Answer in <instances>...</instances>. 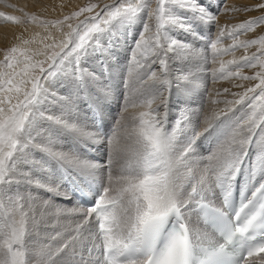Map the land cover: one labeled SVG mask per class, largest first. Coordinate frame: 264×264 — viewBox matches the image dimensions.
<instances>
[{
  "label": "snow or ice",
  "instance_id": "1",
  "mask_svg": "<svg viewBox=\"0 0 264 264\" xmlns=\"http://www.w3.org/2000/svg\"><path fill=\"white\" fill-rule=\"evenodd\" d=\"M155 3L88 0L55 20L23 13L46 35L38 48L20 37L0 60V264H264V35L238 39L264 17L213 39L218 3ZM228 10L264 13V0ZM226 36L233 43L219 48ZM128 37L133 55L116 77ZM239 48L211 76L258 83H234L244 90L212 100L225 108L201 121L193 68L208 73L209 59ZM73 196L86 211L56 207Z\"/></svg>",
  "mask_w": 264,
  "mask_h": 264
},
{
  "label": "bare ground",
  "instance_id": "2",
  "mask_svg": "<svg viewBox=\"0 0 264 264\" xmlns=\"http://www.w3.org/2000/svg\"><path fill=\"white\" fill-rule=\"evenodd\" d=\"M88 0H0V12H4L7 15H15L21 18L24 23L14 24L10 21H5L2 17H0V60H2L4 52L2 49L10 48L19 43V38L23 37L24 39H34L35 43L32 45L38 44V40L46 35L45 30H40L41 27L36 26L34 23H27V18L23 15V13H28L29 15L35 14L41 19L49 20V18L62 19L64 15L70 14V12L74 10H78L79 7L84 6ZM220 1V0H219ZM222 6H220L219 13L216 17V27H214V33L212 38L215 39L219 27L221 26H232L240 24L243 21L251 20L257 17H264V13L260 11H229L228 9L235 8H243L245 6L251 7L255 3L260 2V0H223ZM86 2V3H85ZM93 3L99 2L101 4L108 3L110 0H92ZM213 3H218V0H213ZM8 5H12L14 7H8ZM152 8L156 6L155 0H151ZM23 10L20 11V10ZM35 32H31V30H36ZM52 33H54L57 37H59V33L56 32L55 29H50ZM39 34V35H37ZM138 35V33H137ZM260 35H264V24H257L253 27L251 32H243L239 35L238 39L241 41L251 40L253 38H257ZM181 38L184 37L181 35ZM128 43H122L119 47L118 51V65L113 69V73L116 77H119L121 70H126L130 61L131 56L133 55L131 51V37L127 38ZM233 43L231 38L227 36L221 40L218 45L219 48H226L230 44ZM31 46V45H30ZM32 47V46H31ZM37 47V46H34ZM256 45L250 47L247 50V54H251L256 52ZM33 48V47H32ZM7 50V49H6ZM128 53V54H127ZM245 50L243 48H239L234 50L233 52L227 54H219L217 56L216 63H212L211 59H209L208 69L209 72L205 73L202 68L198 69L203 74L207 85V92L205 98L203 100L204 103V111L203 115H211L213 110L215 109H223L225 108L224 103L213 104L212 100L224 101V100H232L234 97L231 95L232 92H242L243 88L234 87V83H243L247 87H251L254 84L258 83V81H231L229 79H220L213 77L210 74L211 69H219L221 62H227L229 60H239L242 56H244ZM209 57H211V50H209ZM41 58V57H40ZM230 68L232 66H229ZM197 69V68H196ZM259 71V68H243L242 73L244 75H253L255 72ZM200 76V75H199ZM202 84V83H201ZM204 87V85H203ZM205 88V87H204ZM229 89V93H224L223 89ZM219 92L220 95L217 96L216 93ZM195 94V93H193ZM196 98V106L200 105V100ZM133 113L141 110V109H132ZM108 111L111 113L109 109H106V113ZM175 111L172 110L170 115L172 117ZM110 117V115H109ZM204 117V116H203ZM110 119V118H106ZM203 120V119H202ZM87 122V121H86ZM203 126V124L201 125ZM170 130V129H169ZM202 167V166H201ZM72 204V203H71ZM73 210L84 211L83 207H75L70 206ZM76 210V211H77ZM86 211V210H85ZM192 226L194 228H199L201 231H204L203 226L198 224V221L193 218Z\"/></svg>",
  "mask_w": 264,
  "mask_h": 264
},
{
  "label": "rangeland",
  "instance_id": "3",
  "mask_svg": "<svg viewBox=\"0 0 264 264\" xmlns=\"http://www.w3.org/2000/svg\"><path fill=\"white\" fill-rule=\"evenodd\" d=\"M223 0H220L219 2H218V6H219V9H220V6H222V4H223ZM86 3V2H85ZM87 3H88V1H87ZM51 19H53V18H49V20H51ZM23 20H24V18H23ZM26 22L27 23H33V22H30V21H28V20H26ZM34 24V23H33ZM37 26V25H36ZM39 27V26H38ZM41 31L43 30L42 28L40 29ZM213 30H214V28H213ZM35 31H37V29L36 30H31V32H35ZM213 33H214V31H212V35H213ZM41 38L38 40V44H36V45H34V46H37V47H34L33 45H31L33 48H38V47H42V44H41ZM6 49H8V47L7 48H4V49H2L3 51H5ZM128 54V53H127ZM3 59V58H2ZM39 59H43V57H39ZM193 71L197 74V81H196V83H197V86H198V91H199V96H201V97H198V100H200V103H201V101H203L204 100V98H205V95H206V92L207 91H205V86H206V89H207V85L205 84L206 83V81H205V78L203 77V74L200 72V70H198V69H196V68H193ZM200 75V76H199ZM202 83V84H201ZM203 85H204V87H203ZM192 95H195V94H192ZM203 106H204V103H203ZM190 107H197L196 106V103H195V105H190ZM198 107H199V105H198ZM110 111H111V113L108 111V114H107V116H106V118L108 117V118H110V119H107V122L110 124L111 122H112V119L117 115V113H118V111H119V108L117 107V105L114 103V104H112V106H111V108L109 109ZM175 112L173 113V115H172V118H175L177 115H178V111L176 110V109H173ZM203 111H204V107H203ZM129 112L130 113H133V110H131V108L129 109ZM109 115H110V117H109ZM203 112L202 113H200V118H201V121H203L202 119H203ZM85 123H88V122H86L85 121ZM201 125H202V123H201ZM202 127V126H201ZM171 130V129H170ZM95 157H100V152H92V151H90ZM206 154V153H205ZM89 156H91V155H89ZM201 166H203V165H201ZM65 189H61V191H64ZM71 202H72V204L69 202V201H67V202H65V201H57L56 202V207H59V208H61V209H64L66 212H72V208L70 207V206H75V204L73 203V201H74V199L72 200H70ZM69 203V204H68ZM76 207V206H75ZM77 210V209H76ZM78 211V210H77ZM85 211V210H84ZM76 219V217H72V216H70V217H67V218H62V219H60L59 221H57L55 218H53L52 219V221H51V223L53 224V225H55V224H59V225H61V226H64V225H69V224H71V223H73V221ZM34 264H35V262H34Z\"/></svg>",
  "mask_w": 264,
  "mask_h": 264
}]
</instances>
